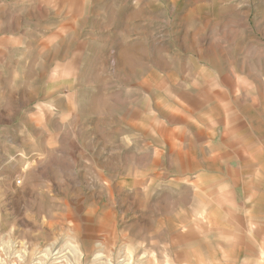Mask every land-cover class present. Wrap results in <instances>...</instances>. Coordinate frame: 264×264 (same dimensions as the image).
Here are the masks:
<instances>
[{
	"label": "rangeland",
	"instance_id": "rangeland-1",
	"mask_svg": "<svg viewBox=\"0 0 264 264\" xmlns=\"http://www.w3.org/2000/svg\"><path fill=\"white\" fill-rule=\"evenodd\" d=\"M247 148L264 0H0V264L209 260L169 222L211 234Z\"/></svg>",
	"mask_w": 264,
	"mask_h": 264
},
{
	"label": "crops",
	"instance_id": "crops-1",
	"mask_svg": "<svg viewBox=\"0 0 264 264\" xmlns=\"http://www.w3.org/2000/svg\"><path fill=\"white\" fill-rule=\"evenodd\" d=\"M235 134L239 133L236 131ZM228 135L229 133L225 134V139ZM240 139V135L234 136L228 142L241 150L243 141ZM237 152L240 154L237 157L241 165L237 175L245 177L241 181L246 184L221 189V195L219 193L221 201L214 213L206 218H195L197 223L199 221L208 225L211 234L198 233L199 230L189 227L190 222L187 220L169 222L172 231L170 235L174 237L178 235L176 237L188 242V245L181 247L185 257H191L193 252L197 253V246H193L192 242L196 240L205 242L211 259L200 257L199 264H264V179L261 178V174L264 173V169H261L264 165V156H247L248 148L242 150L243 154L241 151ZM221 157L225 158V164L228 165L231 156ZM160 231L155 229L154 232ZM211 241L216 244L213 251H209ZM167 246L170 247V243ZM182 264L192 263L183 261Z\"/></svg>",
	"mask_w": 264,
	"mask_h": 264
}]
</instances>
